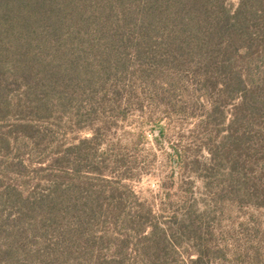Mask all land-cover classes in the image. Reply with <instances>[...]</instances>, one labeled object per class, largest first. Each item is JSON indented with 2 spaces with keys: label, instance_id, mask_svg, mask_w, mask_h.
Listing matches in <instances>:
<instances>
[{
  "label": "trees",
  "instance_id": "1",
  "mask_svg": "<svg viewBox=\"0 0 264 264\" xmlns=\"http://www.w3.org/2000/svg\"><path fill=\"white\" fill-rule=\"evenodd\" d=\"M150 87L151 96L162 98L167 122L182 105L163 99L170 91L188 90L206 109L199 129H207L217 112L224 120L220 100L237 99L224 134L206 144V161H186L175 149L172 163L198 165L214 213L227 201L264 208V0H238L234 10L226 0H0V112L1 104L19 92L23 112L40 116L48 113L49 102L61 110L72 105L77 122L97 123L89 138L59 155L57 161L69 170L87 165L98 170L110 157L119 161L114 144L103 142V132L127 119L121 98ZM18 126L34 144L40 142L37 128ZM158 129L162 133V126ZM8 143L0 133V145ZM221 167L225 172L218 178ZM52 190L57 196L36 203L44 215L52 222L85 225L94 206L88 197L75 203L73 187ZM187 216L178 229L195 246L189 264L232 254L236 264H264V253L214 243V229ZM167 236L154 238L157 248ZM60 258L45 264H63ZM0 264H23L9 242L0 243Z\"/></svg>",
  "mask_w": 264,
  "mask_h": 264
},
{
  "label": "rangeland",
  "instance_id": "2",
  "mask_svg": "<svg viewBox=\"0 0 264 264\" xmlns=\"http://www.w3.org/2000/svg\"><path fill=\"white\" fill-rule=\"evenodd\" d=\"M226 2L234 10L238 0ZM189 93L180 88L163 99L182 105L169 122L164 120L162 98L151 96V87L121 98L128 106L127 119L103 132V142L114 144L119 161L110 157L98 170L87 165L78 172L57 159L70 144L89 138L97 123L86 118L77 122L72 105L61 110L49 102L48 113L40 116L23 112L20 93L10 95L0 112V133L9 138L7 147L0 145V243H11L23 264H45L52 257H61L58 262L63 264H189L195 246L178 228L191 213L214 229V243L262 256L264 208L227 201L222 212L214 213L207 206L198 165L172 163L175 149L186 161H206V144L224 134L237 102L220 100L224 120L220 122L217 112L207 129H199L206 109ZM24 123L39 130L38 144L18 126ZM224 172L221 167L218 178ZM54 185L73 187L75 203L88 197L94 206L85 225L52 222L44 215V207L36 203L46 195L57 196ZM204 211L206 216H201ZM165 232L159 249L154 238ZM232 256L205 264H236Z\"/></svg>",
  "mask_w": 264,
  "mask_h": 264
}]
</instances>
